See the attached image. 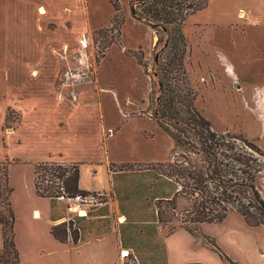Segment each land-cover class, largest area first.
Instances as JSON below:
<instances>
[{
  "label": "crops",
  "instance_id": "1",
  "mask_svg": "<svg viewBox=\"0 0 264 264\" xmlns=\"http://www.w3.org/2000/svg\"><path fill=\"white\" fill-rule=\"evenodd\" d=\"M120 1L124 14L120 45L130 51L141 48L147 60L157 36L131 16L132 0ZM114 16L109 0H0V162H12L10 169L27 170L25 177L30 185L27 183L24 195L28 216L41 222L29 233L34 244L41 240L56 243L57 247L73 244L83 252L92 248V254L98 247L102 249L104 241L91 239L74 244L53 238L50 228L56 222L49 217L50 199L37 196L34 188L38 162L145 164L163 162L171 156L174 142L148 110L150 77L138 76L134 58L118 57V69L107 76L109 85L100 79L88 86L81 84L80 75L61 73V67L70 65L59 52L79 50L94 31L108 27ZM239 16L242 22L210 23V31L207 23H194L191 35L198 38L199 49L223 53L227 76H234L239 88L240 80L254 83L257 107L264 109V22H259L260 14L250 9H241ZM236 94L238 98L245 95ZM130 99L141 105L147 100L145 114L150 119L135 117ZM104 128L117 129L106 149L102 143ZM80 172L78 188L97 193L100 188L81 186ZM176 238L185 242L178 254L174 244L175 249H169V241ZM112 241L108 240L105 253L114 250ZM165 250L168 264H224L215 253L210 261L200 257V253L207 255V249L183 229L167 235ZM64 260L61 264H67Z\"/></svg>",
  "mask_w": 264,
  "mask_h": 264
},
{
  "label": "rangeland",
  "instance_id": "2",
  "mask_svg": "<svg viewBox=\"0 0 264 264\" xmlns=\"http://www.w3.org/2000/svg\"><path fill=\"white\" fill-rule=\"evenodd\" d=\"M119 3L123 14L120 0ZM241 9L257 12L262 17L259 22H264V0H207L206 7L190 15L182 28L186 43L184 64L190 85L196 92L195 108L209 121L211 128L217 133L241 135L264 151V109L257 107L258 98L253 88L254 83L240 80L241 88H236L235 85L238 84L234 82L236 78L227 76L228 64L223 53L199 49L198 38L191 35L193 24L197 22L207 23L209 25L207 31H210V23L217 25L231 21L242 22L239 16ZM113 19L108 27L94 31L90 35L91 38L84 41L85 46L81 43L79 50L59 52L70 65L61 67V73L69 71L80 75V82L84 85L94 86V82L100 79L103 80L104 85H109L111 80L107 76L118 69L117 64L120 62L118 57L134 58L139 66L138 76L143 74L149 76L151 84L152 74L156 70L155 54L161 49L166 36L158 32L163 42L157 48L153 47L151 56L146 60L141 48L133 51L122 49L120 45L122 26L119 28L117 23L112 22ZM74 86L70 85V87ZM235 92H242L245 95L243 98H238ZM129 104L135 108L133 113L135 117L150 119L145 114L147 100L141 105L138 101L130 99ZM5 126L8 127L9 123ZM116 131L117 129L108 131L104 128L102 134L104 149L114 138ZM177 151L180 149H176L173 143L169 155ZM122 164L105 163L91 166L78 164L79 172L81 171V186L100 188L97 193H89L102 194L97 205L90 207L86 217L75 218L73 210H70L64 202L54 200L51 216L49 215L50 219H53L52 222L59 225L74 219L80 241L104 240L101 244L102 249L98 247L92 254V248L83 252L73 244L65 248L57 247L56 243L48 244L44 240L38 244L31 242L29 233L41 222L32 221L28 216L29 206L24 195L29 183L28 178L25 177L27 170L22 172L15 168L10 169L11 165H9V184L13 188L11 204L15 214L14 241L19 252L20 264H51L52 262L56 264V261L61 264L64 259L67 264H85L89 261L94 264H168L165 239L167 235L182 228H174V222L157 221L156 208L146 200L150 179L144 167L138 165L121 167ZM10 175H12L11 182ZM44 178L45 180L40 184L44 186L51 184L47 182L46 174ZM256 186L264 200V171L258 174ZM2 211L0 206V212ZM210 238L230 260L237 264H264V226L246 225L242 216L235 211H229L227 217L220 223H204L197 226L195 239L200 247L207 249L208 252L207 255L202 256V253L199 255L205 261H210V255L215 253L208 251L211 250ZM105 239L113 240L112 252L108 250L105 253L104 248L108 242ZM170 241V250L177 248V254L180 250H184L183 240L176 238ZM123 251L127 252L124 256Z\"/></svg>",
  "mask_w": 264,
  "mask_h": 264
},
{
  "label": "trees",
  "instance_id": "3",
  "mask_svg": "<svg viewBox=\"0 0 264 264\" xmlns=\"http://www.w3.org/2000/svg\"><path fill=\"white\" fill-rule=\"evenodd\" d=\"M109 2L115 11L112 22L120 28L124 23L120 3L118 0ZM206 5L207 0H132L130 3L131 16L155 32L154 48L163 42L158 32L166 36L155 54L156 70L151 78L148 110L180 151L163 162L124 163L121 167L143 166L150 179L146 200L156 208L157 221L174 222V228H182L193 237L198 225L220 223L229 211L240 214L248 226H264V200L256 186L258 174L264 171V151L241 135L215 132L194 105L196 92L184 64L186 43L182 28L190 15ZM10 164V161L0 162V206L3 209L0 212V264H20L14 241ZM78 164L38 162L35 165V192L39 197L50 199V212L54 200L60 196L91 194L78 188ZM45 174L51 184L44 186L40 183L45 180ZM74 216L81 219L87 214ZM50 234L60 243L71 240L76 244L81 240L74 219L52 225ZM209 240L211 250L225 264H236L213 239Z\"/></svg>",
  "mask_w": 264,
  "mask_h": 264
},
{
  "label": "built area",
  "instance_id": "4",
  "mask_svg": "<svg viewBox=\"0 0 264 264\" xmlns=\"http://www.w3.org/2000/svg\"><path fill=\"white\" fill-rule=\"evenodd\" d=\"M237 88L240 86L235 85ZM102 194H77L73 197L60 196L59 201L64 202L70 210H73L74 214L78 216H85L89 211L90 207L97 205L98 201L101 199ZM122 223V222H121Z\"/></svg>",
  "mask_w": 264,
  "mask_h": 264
},
{
  "label": "bare ground",
  "instance_id": "5",
  "mask_svg": "<svg viewBox=\"0 0 264 264\" xmlns=\"http://www.w3.org/2000/svg\"><path fill=\"white\" fill-rule=\"evenodd\" d=\"M122 255H123V256L126 255V252H123Z\"/></svg>",
  "mask_w": 264,
  "mask_h": 264
}]
</instances>
